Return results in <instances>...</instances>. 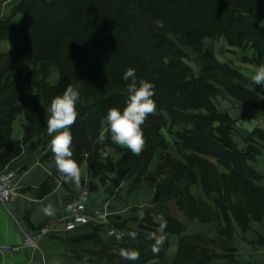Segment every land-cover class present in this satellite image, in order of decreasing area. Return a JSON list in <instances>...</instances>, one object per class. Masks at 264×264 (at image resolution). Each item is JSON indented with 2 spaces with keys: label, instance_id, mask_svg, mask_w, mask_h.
<instances>
[{
  "label": "trees",
  "instance_id": "trees-1",
  "mask_svg": "<svg viewBox=\"0 0 264 264\" xmlns=\"http://www.w3.org/2000/svg\"><path fill=\"white\" fill-rule=\"evenodd\" d=\"M15 12L24 15L21 28L12 18L0 22V43L13 46L9 53L0 51V171L23 153L28 141L42 135L51 100L72 86L80 94L78 117L70 129L72 159L79 168L86 162L91 177L115 169L137 180L146 175V183L157 190L153 206L143 209L142 216L117 224L135 233L136 246L122 250L137 251L139 259L111 252L110 263L239 264L232 243L236 226L246 231L251 220L264 217V187L257 185L264 177L253 165L260 151L253 142L246 149L235 143L233 120L213 103L220 90L211 74L236 82L240 74L215 62L197 76L184 62L185 48H201L208 37L264 48V0H21ZM38 65L40 75L23 71ZM129 67L138 80L154 85L153 99L169 118L150 115L142 125L143 151L135 155L126 148V156L113 167L109 150L120 146L110 133L103 144L97 137L101 124L107 127V110L126 105L130 81L123 74ZM52 69L59 80L50 86ZM28 84L37 90L32 97L26 93ZM246 86L241 81L228 90L243 102L255 100ZM21 115L26 118L24 137L14 141L13 125ZM167 123L177 127L169 134L179 160L161 133ZM101 149L107 156L100 155ZM159 150L162 163L151 174ZM215 163L227 172L219 174ZM163 193L166 199H161ZM170 201L191 222L215 225L218 238L182 237L176 257H171L169 236H181L184 226L174 217ZM161 224H166L163 230ZM150 234L164 237L158 254L152 252L155 239Z\"/></svg>",
  "mask_w": 264,
  "mask_h": 264
},
{
  "label": "crops",
  "instance_id": "crops-1",
  "mask_svg": "<svg viewBox=\"0 0 264 264\" xmlns=\"http://www.w3.org/2000/svg\"><path fill=\"white\" fill-rule=\"evenodd\" d=\"M19 3L20 0H0V22L12 18L13 24L21 28L24 16L14 12ZM12 49L10 42L0 43L2 53H9ZM236 65L243 71L241 74L250 79L247 89L256 99L251 100V110L239 105L227 110L229 107L226 108L224 103L221 107L229 111L238 131L245 135L251 133L252 144L260 151L253 165L264 177V86L255 85L251 80L258 66L264 65V48L257 53L252 51L251 68L241 61ZM23 137V129L16 128L15 124L12 140L19 141ZM50 141L39 136L31 139L25 144L23 153L6 168L15 173L12 187L16 197L7 204L0 203V264H111L109 253L120 254L123 246L137 244L133 233L119 229L117 224L137 217L135 211L152 207L157 190L146 183L147 176L141 180L127 178L120 169L103 177H91L86 162L80 167V184L65 180L56 168ZM161 158L162 151H158L150 165L151 174L159 169ZM215 165L219 174L227 172L224 167ZM259 186L264 187V184ZM85 190L89 194L87 216L93 218L97 212H104L109 220L107 226L123 231L121 243L107 236V227L94 223L72 232L61 231L80 205ZM49 206L51 215L45 212ZM174 217L184 229L181 236H169V253L173 258L182 237L218 238L215 225L191 222L181 213ZM43 228H49L50 232L37 247L23 244L26 236L34 237ZM232 241L239 264H264V217L259 221L251 220L246 231L236 226Z\"/></svg>",
  "mask_w": 264,
  "mask_h": 264
},
{
  "label": "clouds",
  "instance_id": "clouds-1",
  "mask_svg": "<svg viewBox=\"0 0 264 264\" xmlns=\"http://www.w3.org/2000/svg\"><path fill=\"white\" fill-rule=\"evenodd\" d=\"M264 26V22H261ZM125 81H130L127 87L128 98L125 107L121 110L117 107H111L107 110L105 122L107 127L103 128L97 141L101 144L106 139V134L110 133L111 140L121 146L129 149L133 154L139 155L145 146L142 125L150 115L156 112V102L153 99L154 85L147 80L137 79L134 68L129 67L123 74ZM255 85L264 86V65L258 66L255 74L251 77ZM80 100L79 91L68 86L61 95L55 96L47 109V134L51 137V152L54 156L56 168L65 180L74 181L80 184V168L77 162L72 159L71 127L75 124L78 111L77 103ZM102 157L107 156L103 149L100 151ZM46 214L51 215L52 209L49 206L45 209ZM166 224H161V230ZM133 238L135 233L132 234ZM149 238L155 239L152 252L158 254L160 246L164 243V237H156L150 234ZM120 255L127 260L139 259L137 251L121 250Z\"/></svg>",
  "mask_w": 264,
  "mask_h": 264
},
{
  "label": "rangeland",
  "instance_id": "rangeland-1",
  "mask_svg": "<svg viewBox=\"0 0 264 264\" xmlns=\"http://www.w3.org/2000/svg\"><path fill=\"white\" fill-rule=\"evenodd\" d=\"M20 3H21V0H20ZM20 3H19V5H20ZM16 8H15V10H16ZM15 10H14V12H15ZM15 14H21V13L15 12ZM21 15H23V14H21ZM16 28H18V27H16ZM252 51L254 53H257V49L252 47L251 42H245L243 44V46H240V47L232 46L227 42V40L224 37H221V38H216V37L215 38H209L208 37L205 39L204 45L198 49L192 48L190 46L185 48V52L188 54V58L185 59L184 62L187 66H189L192 69L194 74L197 76L199 74H201L203 69L208 68V66H210V65L211 66L214 65L215 62L219 63L221 66H224V67H231V68H233V70H235L236 72H238L240 74V76H241L240 82H236L232 78L226 77V76L221 75L219 73L211 74V78H214L215 82L217 83L216 88L220 90V93H218L215 97H213V103L216 105L217 109L221 113H225V114L229 115L230 117H231V115H230L229 111H224L222 109V107H221L222 103H224L225 106H227L226 108L229 107V109H227V110L236 108L237 105L242 106L244 109H250L251 110V100L249 99V101H246V102L239 100L236 97L235 93H231L228 90V87L230 85H232V86H235V89H237L236 86L238 83H241V81H244V83L247 85L246 88L250 86V79L241 74V73H243V71L236 67L237 66L236 63L241 61L242 64H245L251 68V53H252ZM23 71L25 74L33 73L35 75H40L41 72H43V70L41 71V69H40V65H38V67H36L35 69H33V67L26 66L23 68ZM39 71H41V72H39ZM58 80H59L58 71L52 69L51 74L49 76V79L47 80V83H49L50 86L55 85L58 82ZM26 88H27L26 93L30 97L34 96L37 92L35 87L31 84H28L26 86ZM155 115H163V116H165V118L167 120L169 118L168 115L166 114V112H163V110H161L157 105H156ZM231 119L233 120L232 117H231ZM233 122H234V129L232 132V137H233L235 143L241 149H246L248 147H251V143H252L251 133H249L248 135L242 134L237 129V123L234 120H233ZM15 124H16V128H18V129L22 128L23 129V126L26 124L25 116L24 115L19 116L16 119V121L14 122V125ZM101 125H102L101 128H105V126L103 124H101ZM162 127H163V130H161V133L164 135L167 142L169 143V147L173 148V150L171 152L172 155L174 156L175 159L179 160L180 158H177L175 156V153H176L175 139H174V137H172L169 134V131L171 132V130L176 131L177 127H171L170 123H167L166 125H163ZM23 133H24V131H23ZM39 137L47 138V139L51 140V137L47 134V130H45L42 133V135ZM125 149H126L125 147L120 146L116 149L112 148L109 150V152L112 156V161H113L112 166L113 167H115V165L118 162H120L126 156V150ZM159 151H161V150H159ZM161 163H162V158H161ZM144 177H146V175ZM163 181H164V179H162V182ZM257 185L259 186L260 184H257ZM196 190L197 189H195V191ZM166 198L167 197L165 196V193H163L161 196V199H166ZM169 204H170V208L172 209V212L174 215L175 214L178 215L179 213L184 214L177 208L174 201H170ZM143 214H144V210H141L139 212H136L135 216H137L136 218H139ZM195 221H199V220H195ZM234 256H236V255L234 254Z\"/></svg>",
  "mask_w": 264,
  "mask_h": 264
},
{
  "label": "built area",
  "instance_id": "built-area-1",
  "mask_svg": "<svg viewBox=\"0 0 264 264\" xmlns=\"http://www.w3.org/2000/svg\"><path fill=\"white\" fill-rule=\"evenodd\" d=\"M15 178V173L7 169L0 171V203L7 204L14 200L16 192L12 187V182ZM88 190H85L81 196V203L71 215V218L65 223L61 231L72 232L81 226H86L90 223L107 227V236L117 243L123 240V231L114 227L107 226L109 220L104 212H97L93 218L87 216ZM49 228H43L36 233V236H26L23 240L25 246L37 247L39 243L49 234Z\"/></svg>",
  "mask_w": 264,
  "mask_h": 264
},
{
  "label": "water",
  "instance_id": "water-1",
  "mask_svg": "<svg viewBox=\"0 0 264 264\" xmlns=\"http://www.w3.org/2000/svg\"><path fill=\"white\" fill-rule=\"evenodd\" d=\"M64 227V226H63ZM63 227H62V229H63Z\"/></svg>",
  "mask_w": 264,
  "mask_h": 264
}]
</instances>
